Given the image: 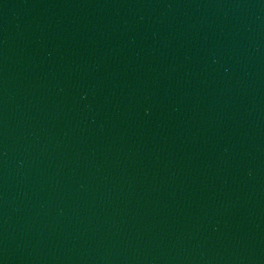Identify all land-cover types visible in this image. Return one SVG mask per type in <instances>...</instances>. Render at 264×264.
Instances as JSON below:
<instances>
[{
  "label": "water",
  "instance_id": "95a60500",
  "mask_svg": "<svg viewBox=\"0 0 264 264\" xmlns=\"http://www.w3.org/2000/svg\"><path fill=\"white\" fill-rule=\"evenodd\" d=\"M0 264H264V0H0Z\"/></svg>",
  "mask_w": 264,
  "mask_h": 264
}]
</instances>
